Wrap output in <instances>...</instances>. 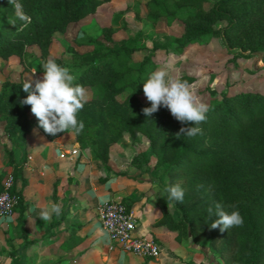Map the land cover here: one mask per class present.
<instances>
[{"label": "trees", "instance_id": "16d2710c", "mask_svg": "<svg viewBox=\"0 0 264 264\" xmlns=\"http://www.w3.org/2000/svg\"><path fill=\"white\" fill-rule=\"evenodd\" d=\"M107 1L18 0L21 14L27 18L22 19L10 0H0V58L15 55L22 63L26 50L35 46L40 58L36 69L42 74L41 62L49 58L64 65L60 56H48L53 33L64 31L69 22L95 12ZM144 6L142 16L148 22L155 23L159 17L167 21L177 18L182 23L181 31L168 43H152L139 58H134L135 48L125 40L114 42L110 25L101 26L99 37H88L83 42L92 45L91 57L83 58L82 52L72 48L75 82L86 90L92 89L93 93L88 95L77 116L83 121L84 129L79 134L69 131L79 143L88 140L93 145L94 156L104 166H107L110 144L123 131L130 135L143 134L155 163H166L167 185L159 188L152 224H164L169 229L186 228L192 240L203 235L214 242L221 240L219 255L223 264H264V91H222L218 99L207 103V119L200 125L203 135L193 138L182 133L177 138L180 128L191 124H181L165 107L146 117L142 109L150 107V102L139 98L143 82L157 65L155 49H167L172 44L179 53L201 34L219 39L226 47H236L235 54L241 57L260 50L264 63V0H144ZM28 67V64L23 66ZM177 78L188 83L194 80L190 75ZM25 82L20 78L0 81L3 132L8 138L24 142L30 129L36 126L50 139L53 136L38 127L34 115L28 116L30 106L20 103L27 95L22 90ZM121 93L123 96L118 98ZM3 150L13 177L12 192L16 196L13 208L17 211L19 237L25 243L36 240L47 243L46 231L39 238H27L24 215L27 202L23 194L27 179L21 166L25 152L20 162H15L10 149L3 146ZM16 177L20 182L18 188L14 184ZM175 184H180L185 192L182 204L172 202L179 210L177 219L165 207L170 201L163 192L166 186ZM199 185L202 187L198 189ZM51 196L55 203L54 185ZM119 200L130 208V202ZM217 203L236 204L244 218L243 226L225 232L209 230L211 220L207 208L215 210ZM24 259L25 264H55L36 263L32 253Z\"/></svg>", "mask_w": 264, "mask_h": 264}, {"label": "rangeland", "instance_id": "374dc122", "mask_svg": "<svg viewBox=\"0 0 264 264\" xmlns=\"http://www.w3.org/2000/svg\"><path fill=\"white\" fill-rule=\"evenodd\" d=\"M144 11V0L103 2L95 12L68 23L64 31H55L48 56H60L64 61L63 66L69 67L73 72L76 63L70 55V50L73 48L82 52L83 58L91 57L94 54L92 45L83 42L88 37H99L103 25H110L113 28L111 37L114 42L125 40L135 48L134 58H139L152 43L170 42L171 38L181 31L182 23L179 19L167 21L164 17H159L155 23H150L142 16ZM78 40H81V43H78ZM171 46L172 44L167 49H155L154 59L157 65L154 70L170 64L169 74L172 78L180 75L194 76V80L189 85L198 98L206 104L218 99L222 91L228 93L245 89L264 91V63L260 50L251 51L249 56L241 57L235 54L236 47H226L219 39H211L206 34H201L196 42L187 44L182 52H176ZM39 62L40 58L35 46L26 50L22 63L15 55L7 59L0 58V81L3 78L12 80L20 78L26 81L41 78L42 73L36 69ZM26 64L29 67L24 69L23 66ZM210 90L213 92L211 93ZM86 91L87 95L93 93L92 89ZM122 96V93L117 95L118 98ZM139 98L143 102L147 101L143 93ZM28 116H33L31 111L28 112ZM21 144L23 143L13 138L8 149L12 153ZM77 144L78 153L72 158L76 165L83 163V176L86 177L87 185L94 195L93 199L84 206L87 212L93 217L100 202L111 198H122L124 202H130V206L132 204L136 207V214L140 216L141 224L146 228L142 211L146 204L152 205L151 209L146 211V215L153 219L159 190L151 193V189L142 182L145 180L138 176L161 182L158 189L167 185L166 163H155L147 138L141 133L130 135L127 131H123L118 139L110 144L107 166L102 165L94 156L93 145L88 140ZM25 147L24 144L21 146L20 158L16 161L14 159L15 162H20L23 151L25 152L23 156L26 158ZM0 150L2 176L11 167L7 163L6 153L1 147ZM81 157L84 159L79 162ZM14 184L16 188L19 187L18 177ZM39 185L38 193L43 202L44 188L46 189V185L50 186L51 182L41 180ZM165 207L174 219L179 217V210L172 202H166ZM93 222L92 233L97 236L101 248L111 254L104 258V264H223L219 255L221 240L214 242L206 235L192 240L187 229L183 227L179 230L169 229L161 224L155 225L154 231L146 229L144 235L155 238L159 244V251L153 257L140 260L136 259L133 253L116 244L109 247V242L107 245L97 219ZM21 242L17 211L13 208L9 215L0 218V264H22Z\"/></svg>", "mask_w": 264, "mask_h": 264}, {"label": "crops", "instance_id": "0c3cea01", "mask_svg": "<svg viewBox=\"0 0 264 264\" xmlns=\"http://www.w3.org/2000/svg\"><path fill=\"white\" fill-rule=\"evenodd\" d=\"M2 124L0 120V147L1 149H3V146L10 148L13 138L6 137ZM71 134V132L62 133L49 139L44 137L36 126H33L26 135L24 142H21L26 146V158L21 166L23 175L27 179V183L23 188V194L27 202L24 211L27 238H39L45 231L49 234L47 243H38L37 240L34 243H25L20 238L22 241V264H25L24 258L31 253L36 263L54 262L55 264H104V258L111 255L110 252L106 253L101 248L97 236L92 233L93 221L97 219L96 215L92 217L84 208L93 199L94 195L87 185L86 177L83 176V163L75 164L72 157H75L76 154L64 153L62 156L59 155L61 151L68 150L70 147H78L77 141L74 140ZM23 144L18 145L17 149L12 151L15 161L20 158V148ZM1 152L0 150V158L2 157ZM83 159L81 157L79 162ZM138 178L145 180L142 182L151 189V193H154L161 183L156 182V180L142 178V176H138ZM41 180H50L51 182L50 186L46 185V189L44 188L43 202H41L38 193ZM53 185L55 188V204L61 207L62 213L59 217L53 215L50 222H45L39 218V213L53 203L51 196ZM142 202L143 200L140 201V203ZM151 207L152 205L146 204L142 211L145 224H147L145 228L141 224L140 216L136 214V207L132 204L130 206L139 220V230L143 233L146 229L154 231L155 225L152 224V219L146 215V211ZM29 209L32 211H29ZM154 212H157V210L155 209ZM101 229L108 245L107 234L102 227ZM134 256L136 259L143 260V257Z\"/></svg>", "mask_w": 264, "mask_h": 264}, {"label": "clouds", "instance_id": "9594fccd", "mask_svg": "<svg viewBox=\"0 0 264 264\" xmlns=\"http://www.w3.org/2000/svg\"><path fill=\"white\" fill-rule=\"evenodd\" d=\"M10 2L15 5L17 15L27 19L21 14L22 6L18 0ZM170 67L168 64L157 68L143 82L142 91L146 100L150 102V107L143 108L142 112L146 117H151L161 107H165L181 124H191L189 127H181L176 134L177 138L181 133L188 138L203 135V128L200 125L207 119L208 105L198 98L187 81L172 78L169 74ZM41 69L43 72L41 78L31 79L23 84L22 90L27 95L20 103L30 106L38 127L43 129L44 133L55 136L71 130L79 134L84 129V123L78 120L77 116L87 103L86 89L75 82L76 76L69 67L56 63L52 58L42 61ZM197 187L199 189L202 185ZM163 192L167 194V200L170 202L181 204L184 202L185 192L180 184L168 185ZM61 213V207L52 203L40 211L39 218L50 222L53 215L59 217ZM207 213L211 220L209 230L219 229L220 232H225L244 224V218L236 204L217 203L215 210L208 207ZM213 216L216 218L212 219Z\"/></svg>", "mask_w": 264, "mask_h": 264}, {"label": "built area", "instance_id": "2783aa9c", "mask_svg": "<svg viewBox=\"0 0 264 264\" xmlns=\"http://www.w3.org/2000/svg\"><path fill=\"white\" fill-rule=\"evenodd\" d=\"M68 153L77 154V147H70L61 151L60 156ZM0 218L9 215L16 202V196L12 192L13 177L7 170L0 179ZM96 217L101 227L105 230L109 241V247L113 244L122 249L143 258L153 257L159 251V244L153 237H146L139 230V220L131 208L119 199H107L96 207Z\"/></svg>", "mask_w": 264, "mask_h": 264}]
</instances>
